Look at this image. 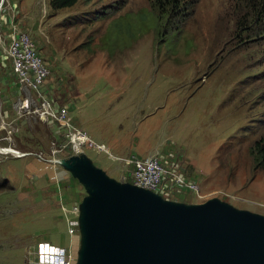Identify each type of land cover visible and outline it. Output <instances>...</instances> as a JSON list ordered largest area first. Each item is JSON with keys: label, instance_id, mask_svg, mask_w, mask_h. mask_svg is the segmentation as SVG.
<instances>
[{"label": "rangeland", "instance_id": "374dc122", "mask_svg": "<svg viewBox=\"0 0 264 264\" xmlns=\"http://www.w3.org/2000/svg\"><path fill=\"white\" fill-rule=\"evenodd\" d=\"M50 1L0 0V264H61L64 255L99 264L89 204L100 206V191L69 165L100 170L122 194L133 183L125 159L172 157L201 197L185 191L168 203L139 192L157 208L207 205L264 220V173L250 153L264 136V22L247 1L183 0L158 27L155 0L62 10ZM19 30L48 62L72 124L107 151L87 144L78 154L47 126L10 75Z\"/></svg>", "mask_w": 264, "mask_h": 264}, {"label": "water", "instance_id": "95a60500", "mask_svg": "<svg viewBox=\"0 0 264 264\" xmlns=\"http://www.w3.org/2000/svg\"><path fill=\"white\" fill-rule=\"evenodd\" d=\"M79 167L67 168L80 173ZM82 167L99 178L92 181L80 173L101 195L99 207L89 204L91 229L98 232L99 264H264V220L219 204L217 211L176 204L178 209L164 212L139 192L172 201L134 185L120 194L100 170Z\"/></svg>", "mask_w": 264, "mask_h": 264}, {"label": "built area", "instance_id": "2783aa9c", "mask_svg": "<svg viewBox=\"0 0 264 264\" xmlns=\"http://www.w3.org/2000/svg\"><path fill=\"white\" fill-rule=\"evenodd\" d=\"M9 56L13 62L12 74L33 96L31 100L40 102L45 123L54 133L66 137L78 154L83 152L87 144L99 151H107L105 145L96 144L86 132L75 127L72 124L70 106L60 104L55 99V87L49 81L51 74L49 64L29 34L20 30L14 33L9 46ZM34 105L39 109L38 103ZM124 161L132 168L130 171L132 185L138 188L158 194L167 201H174L176 195L185 191L201 197L199 182L187 177L180 162L173 160L172 157L169 158V162L158 156L135 157ZM63 209L67 212L65 208ZM71 213L78 214V208H73ZM68 224L70 225L69 220ZM64 257L61 264H73L72 255Z\"/></svg>", "mask_w": 264, "mask_h": 264}, {"label": "trees", "instance_id": "16d2710c", "mask_svg": "<svg viewBox=\"0 0 264 264\" xmlns=\"http://www.w3.org/2000/svg\"><path fill=\"white\" fill-rule=\"evenodd\" d=\"M168 1V4L165 2ZM183 0H155V7L158 8V13L154 16V21L158 27L159 23H169L172 17L181 10ZM249 4L252 14L256 16V22L259 24L264 22V0H245ZM79 0H51L50 5L53 10H62L75 6ZM168 36V33L165 35ZM13 68V67H12ZM11 76L16 77L10 73ZM250 153L253 157L255 170L264 173V136L253 143L250 148ZM8 180L4 179L3 185Z\"/></svg>", "mask_w": 264, "mask_h": 264}, {"label": "bare ground", "instance_id": "6f19581e", "mask_svg": "<svg viewBox=\"0 0 264 264\" xmlns=\"http://www.w3.org/2000/svg\"><path fill=\"white\" fill-rule=\"evenodd\" d=\"M80 173H82L83 175H85L86 177H88L90 180L92 181H96L99 180L98 176L96 175L95 172H93L90 168L87 167H79L77 169ZM108 193H110V195H115V193L112 191V189H108L107 190ZM121 202H123V199L120 200Z\"/></svg>", "mask_w": 264, "mask_h": 264}]
</instances>
